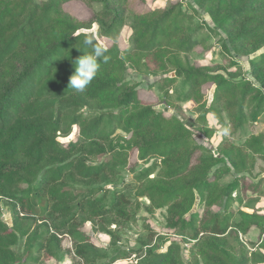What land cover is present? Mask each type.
<instances>
[{"label":"trees","instance_id":"1","mask_svg":"<svg viewBox=\"0 0 264 264\" xmlns=\"http://www.w3.org/2000/svg\"><path fill=\"white\" fill-rule=\"evenodd\" d=\"M70 1L0 0V201L11 204L12 217L11 226L0 220V264H30L40 257L52 260L61 251L64 238L71 241L72 251L67 253L73 254L75 263L114 264L130 254L116 249L115 231L100 227L115 248L108 256L91 244L82 228L86 223L95 226L102 222L126 228L136 223L142 209L148 214L160 209L174 214L170 223L174 240L165 252L147 250L142 264H181V242L189 243L188 249L199 247L204 264H248L244 256L236 258L231 253L227 235L232 230L245 236L253 226L263 235L264 227L255 213L240 212V220L233 221L230 209L237 199L232 195L246 190L263 193L264 180L249 185L241 176L222 185L220 176H206L224 161L213 156L201 157L192 166L193 154L203 148L194 144L178 119L156 111L152 102L138 97L135 86L123 79L124 63L116 46L106 48L109 59L101 62L85 92L69 87L74 61L84 51H91L83 39L92 35L98 44L96 37L117 42L126 22L121 12L109 6L127 3L98 0L101 10L95 37L79 32L66 16L63 6ZM216 1L223 0H201L199 5L213 7ZM252 1L264 10V0ZM217 8L222 13L224 6ZM256 11L246 6L232 8L222 23L230 24ZM263 28L264 22H260L248 30L230 32L229 40L234 44L255 41ZM130 30L129 42L138 56L153 57L165 75L174 73L152 86L158 93L170 99L168 89L180 79L178 99L199 102L202 88L215 84L214 103L219 93L239 95L238 102L227 104L235 129L246 124V106L251 109L252 122L260 117L264 94L259 88L181 63L179 55L191 53L204 41V34L200 27L191 29L190 18L178 4L139 17ZM251 63L256 66L257 79L263 74L259 83L264 86V53ZM73 127L74 140L57 141L58 136H69ZM244 147L264 157V143L259 138H251ZM187 150L189 154L179 159ZM231 152L224 154L225 159L242 174L247 169L245 156L235 160ZM134 153L143 165L155 160L136 176L137 187H102L113 183ZM103 155H110V160L93 162ZM196 197L207 208L223 206V212L185 217ZM140 199H146L148 205L143 206ZM21 239L25 240L23 254L15 250Z\"/></svg>","mask_w":264,"mask_h":264},{"label":"rangeland","instance_id":"2","mask_svg":"<svg viewBox=\"0 0 264 264\" xmlns=\"http://www.w3.org/2000/svg\"><path fill=\"white\" fill-rule=\"evenodd\" d=\"M38 1V0H37ZM201 0H127L124 6L110 5L109 9H116L122 13L125 18V26L122 29L120 38L117 42L111 43L105 39L96 37V20L99 18L97 12L101 10L98 0H71L63 6L66 16L76 24L79 32L93 34L99 44L105 46H116L121 52V58L124 63L123 79L135 86L138 97L154 104V109L167 116L178 119L189 131V134L195 145L203 149L193 154L191 165L198 164V159L206 156L223 158L224 161L218 163L215 167L206 172V176H220L222 185L229 184L234 178L245 176L247 184H254L259 180H264V157L255 154L253 151L244 147L245 142L253 137H257L264 143V109L256 122L251 121V109L247 106L243 109L246 116V124L239 129H235L230 122L228 103L238 102L239 95L225 97L219 93L217 102H213L215 84H208L202 88V99L199 102L180 101L177 92L181 88V80L176 79L173 87L168 89L170 99L158 93L155 84L163 77H174V73L168 71L163 73L159 65H155L153 57L145 58L138 56L131 47L129 39L131 35L130 24L137 21L139 17L150 12H162L171 6L178 4L183 13L191 20V29L200 27L203 30L204 41L195 46L189 54L179 55V60L193 69L219 74L222 78L232 82H241L245 87L259 88L264 94V86H261L259 79L262 73L256 78V66L251 63L262 53H264V28L260 37L252 42L234 44L229 40V34L248 30L252 26L264 22V10L259 3L252 0H223L216 1L212 6H201ZM222 4L224 9L219 13L218 5ZM241 6L253 7L257 10L244 18L224 25L223 19L232 8ZM250 18V19H249ZM152 59V60H151ZM239 94V93H236ZM227 129V134H224ZM76 128L73 127L67 137L58 136L57 141L66 144L75 139ZM121 134V133H120ZM125 139L128 136L121 134ZM244 144V145H243ZM232 150L231 155L235 160L245 156L247 169L238 174L230 162L225 159L224 154ZM189 154V150L183 152L179 159ZM238 154L240 156H238ZM110 160V155H103L95 158L94 163L106 162ZM155 160L152 159L147 165L141 164L137 160L136 153L131 156L128 163L120 168V173L111 184L103 185L104 188L113 190L114 188L131 185L137 187L136 176L144 169L149 168ZM223 170H222V169ZM227 168V170H224ZM155 176V175H153ZM151 176L150 178H153ZM193 177L190 176L189 180ZM188 179V178H187ZM186 181V178L182 182ZM249 188V187H248ZM83 190L82 188H75ZM237 200L233 203L230 212L233 214V221L240 220V212L247 215L254 214L264 227V192L255 194L251 190L243 193H234L232 195ZM143 206L148 205L146 199H140ZM11 204L6 200L0 201V220L11 226L12 217L10 214ZM223 206L217 205L207 208L196 197L194 205L189 214H198L199 217L221 214ZM174 219L172 210L160 209L152 214L140 210L136 215V223L126 228H116L115 225L107 226L92 225L86 223L82 231L90 238L91 244L99 250L101 254L112 256L115 248L111 247V239L108 230L115 231L117 237L116 249L128 257L116 261L114 264H142L146 261V251L151 250L156 253L165 252L169 244L174 240L171 232L170 223ZM104 227L107 231H100ZM229 249L236 258L245 257L249 260L248 264H264V250L261 249L264 244V234L260 235L256 226H253L247 233L242 235L230 230L227 235ZM24 239H21L15 250L19 254L24 252ZM189 243H180L181 264H204L203 256L199 247L188 249ZM72 251V244L68 238H64L61 244V251L56 252V256L49 261L40 257L36 262L30 264H77ZM36 258V257H35ZM104 261L96 264H102Z\"/></svg>","mask_w":264,"mask_h":264},{"label":"clouds","instance_id":"3","mask_svg":"<svg viewBox=\"0 0 264 264\" xmlns=\"http://www.w3.org/2000/svg\"><path fill=\"white\" fill-rule=\"evenodd\" d=\"M83 44L90 48V52H85L74 61L75 71L69 79V87L78 93H83L96 78L101 62L106 63L109 57L106 55L107 49L104 45L96 43L92 35L83 39ZM224 129V134H227Z\"/></svg>","mask_w":264,"mask_h":264}]
</instances>
